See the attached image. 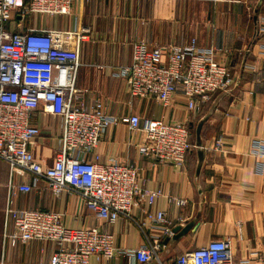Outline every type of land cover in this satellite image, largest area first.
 <instances>
[{
  "label": "crops",
  "instance_id": "obj_1",
  "mask_svg": "<svg viewBox=\"0 0 264 264\" xmlns=\"http://www.w3.org/2000/svg\"><path fill=\"white\" fill-rule=\"evenodd\" d=\"M41 24L65 31L89 29L81 42L77 83L89 100L103 98L110 114L190 119L193 147L182 167L141 156L129 143V129L123 123L112 125L98 148L104 160L136 162L145 185L162 189L164 197L153 209H163L175 228L160 251L161 262L173 264L185 251L220 238L231 239L235 262L264 257V159L254 148L256 140H264V87L255 81L256 71L264 66L260 46L264 0H77L72 14L46 17ZM193 37L203 46L218 43L229 48L227 62L234 85L214 93L195 119L182 96H175L165 107L152 99H131L125 78L117 72L131 63L133 42L145 39L152 46H166ZM34 122L41 134L32 150L51 164L59 147L61 119L39 110ZM219 138L223 148L215 149ZM32 179L22 169L12 173L9 163L0 158V264H48L56 249L51 242L5 238L9 204L61 212L71 227L100 226L114 234L115 245L122 249L147 243L154 232L124 216L114 224L100 221L81 195L64 191L57 196L45 179L30 192L17 190L10 195L11 183L28 184ZM171 197L185 199L187 204L179 207ZM145 205L133 209L139 222L145 218ZM8 229H13L12 224ZM90 264L143 263L118 255L110 260L93 256Z\"/></svg>",
  "mask_w": 264,
  "mask_h": 264
},
{
  "label": "built area",
  "instance_id": "obj_2",
  "mask_svg": "<svg viewBox=\"0 0 264 264\" xmlns=\"http://www.w3.org/2000/svg\"><path fill=\"white\" fill-rule=\"evenodd\" d=\"M76 1L0 0V158L9 163L12 173L22 169L33 175L31 183H11L9 193L30 192L45 179L57 196L64 191L81 195L86 208L100 221L114 224L124 216L154 232L147 243L122 249L115 245L114 234L100 226L71 227L64 223L61 212L9 204L4 237L54 243L56 249L48 264H90L93 256L110 260L118 255L130 262L163 264L159 254L175 227L163 209H153L164 197L162 189L145 185L136 162L104 160L98 148L107 130L123 123L129 129V143L141 156L182 167L193 147L190 119L112 115L103 98L88 99L77 78L81 42L89 29L65 31L41 24L46 17L72 14ZM260 46L264 60V42ZM229 54L228 47L218 43L203 46L196 37L166 46L136 39L131 63L121 66L117 74L125 78L131 99H152L165 107L175 96H182L195 119L214 93L234 85ZM256 73L255 81L264 87V66ZM39 110L61 119L59 147L51 164L32 150L41 134L34 122ZM214 148H223L222 138ZM254 148L264 159V140H256ZM171 198L179 207L187 204L185 199ZM143 202L145 218L139 222L133 209H141ZM231 246L230 238L210 239L182 253L173 264H264V257L235 262Z\"/></svg>",
  "mask_w": 264,
  "mask_h": 264
},
{
  "label": "trees",
  "instance_id": "obj_3",
  "mask_svg": "<svg viewBox=\"0 0 264 264\" xmlns=\"http://www.w3.org/2000/svg\"><path fill=\"white\" fill-rule=\"evenodd\" d=\"M188 155V154H187Z\"/></svg>",
  "mask_w": 264,
  "mask_h": 264
}]
</instances>
